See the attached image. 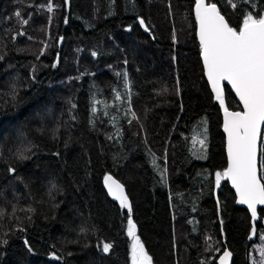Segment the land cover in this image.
<instances>
[{
  "label": "trees",
  "instance_id": "16d2710c",
  "mask_svg": "<svg viewBox=\"0 0 264 264\" xmlns=\"http://www.w3.org/2000/svg\"><path fill=\"white\" fill-rule=\"evenodd\" d=\"M211 2L238 31L249 12L264 15V0ZM195 6L0 0V264H132L129 214L109 198L108 175L127 189L152 264H217L225 250L233 264H260L264 208L254 223L225 178L216 186L224 110ZM224 100L243 111L228 86Z\"/></svg>",
  "mask_w": 264,
  "mask_h": 264
},
{
  "label": "snow or ice",
  "instance_id": "6c2138e0",
  "mask_svg": "<svg viewBox=\"0 0 264 264\" xmlns=\"http://www.w3.org/2000/svg\"><path fill=\"white\" fill-rule=\"evenodd\" d=\"M240 2L251 3L252 0ZM48 11H53L52 6ZM195 11L204 67L215 99L223 107L224 131L227 133L229 166L226 171L216 173V186L219 187L222 178L229 179L239 195L238 202L247 205L252 218L256 219L257 205H264V183L257 167L258 150H264V143L261 142V126L264 125V15L249 12L238 31L229 26L211 0H196ZM16 16L19 17L20 13L17 12ZM140 24H145L143 19ZM224 81L235 90L243 104V111H229L225 106ZM132 115L135 118V113ZM199 143L203 147L204 139H200ZM30 151L31 147H28L17 152V158L28 159ZM9 171L14 173L15 169L9 168ZM104 183L108 192L119 201L120 207L128 211L127 234L133 241L132 264H152V257L145 250L137 235L136 224L131 219L132 205L123 184L110 175L104 177ZM252 233L255 235L256 230L253 229ZM261 239L264 240V236ZM97 247L101 246L98 244ZM111 248V243H103L101 250L107 254ZM260 254V264H264V247L260 249ZM230 257L231 253L225 252L220 264H228ZM53 259L61 257L53 253Z\"/></svg>",
  "mask_w": 264,
  "mask_h": 264
},
{
  "label": "water",
  "instance_id": "95a60500",
  "mask_svg": "<svg viewBox=\"0 0 264 264\" xmlns=\"http://www.w3.org/2000/svg\"><path fill=\"white\" fill-rule=\"evenodd\" d=\"M66 2H67V6H69V0H66ZM195 7H196V6H195ZM195 13H196V11H195ZM197 36H198V40H199V22H198V28H197ZM199 42H200V41H199ZM201 58H202V64H203V68H204V72H205V78H206V81H207V83H208V85H209L211 91L214 93V91L212 90L211 82L208 80V77H207V70H206V68L204 67L202 54H201ZM225 86H228V87L231 89V91L233 92L234 96L236 97V99L238 100V102L240 103V105H241V107H242V109H243V104H242V102L239 100V97L236 95V92H235V90L232 88V86H231L227 81H224V82H223L224 93H225ZM224 93H223V94H224ZM214 94H215V93H214ZM229 111H230V110H229ZM222 116H223V130H224V111H223V113H222ZM224 132H225V131H224ZM263 135H264V125L261 126V142H262V140H263ZM225 140H226V143H225V146H226V159H227V168H228V166H229V160H228V153H227V133H226V132H225ZM260 156H261V150H258V154H257V167H258V175L261 177V175H260ZM226 170H227V169H226ZM110 176H112V175H110ZM112 178H113L114 180L118 181V180H117L116 178H114L113 176H112ZM225 179H226V178H225ZM226 180L229 182L231 189L234 191V193H235V195H236V198H237V206L240 207V208H244V209H246V210L250 213V215L252 216V214H251V210L247 207V205L240 204V203L238 202V201H239V195L237 194L236 189L233 187L231 181H230L229 179H226ZM118 182H119V181H118ZM261 182H262V180H261ZM119 183H120V182H119ZM262 183H263V182H262ZM121 184H122V183H121ZM123 186H124V185H123ZM104 187H105V190H106V192H107L109 198H110L113 202H115V203H117V204L120 205L119 201L116 200V199H114V197L108 192V187L105 185V183H104ZM124 192H125V194L128 196V194H127V189H126L125 186H124ZM128 199H129V198H128ZM129 201H130V200H129ZM130 203H131V202H130ZM262 208H264V205H257V217H256V219H253V222H254V223H257V222H258V213H259V210L262 209ZM126 210H127V209H126ZM129 238L132 239L130 236H129ZM225 252H230V251H229V250H225L224 253H225ZM224 253H223V254L219 257V259L217 260V264H220V261H221V259L223 258ZM230 253H231V252H230ZM228 264H233V255H232V253H231V257H230V259H229V261H228Z\"/></svg>",
  "mask_w": 264,
  "mask_h": 264
}]
</instances>
